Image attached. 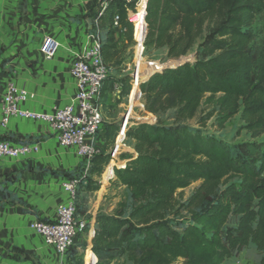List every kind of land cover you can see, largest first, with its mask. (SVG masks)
<instances>
[{
    "label": "trees",
    "instance_id": "1",
    "mask_svg": "<svg viewBox=\"0 0 264 264\" xmlns=\"http://www.w3.org/2000/svg\"><path fill=\"white\" fill-rule=\"evenodd\" d=\"M98 13L93 18L99 21L110 72L119 63L120 40L131 44L134 29L121 3L112 4L101 18ZM116 14L119 30L113 28ZM261 15L264 0H148L146 24L133 20L141 22L135 27L139 42L147 25L145 54L164 49L170 62H182L202 43L193 63L153 67L144 76L148 79L138 81L145 112L157 122H137L127 129L125 140L135 153L121 155L125 168L112 163L107 169L112 160L108 148L122 123L104 121V148L89 174L75 177L79 220H87L80 214L82 195L99 192L97 179L112 176V168L115 183L127 193L112 213L102 210L95 217L91 251L96 264L118 259L128 264H225L250 246L264 255V142L254 141L264 136V43L257 42L262 30L256 26ZM132 81L108 74L99 104L105 101L106 83L119 85L120 97L128 98ZM203 106L210 110L208 119L215 118L217 131L239 116L253 141L231 145L191 128L187 122ZM168 113L172 122L166 124L162 117ZM88 232L89 223L81 233Z\"/></svg>",
    "mask_w": 264,
    "mask_h": 264
},
{
    "label": "crops",
    "instance_id": "2",
    "mask_svg": "<svg viewBox=\"0 0 264 264\" xmlns=\"http://www.w3.org/2000/svg\"><path fill=\"white\" fill-rule=\"evenodd\" d=\"M97 9L95 0H0V116L11 83L28 92L21 108L33 113L53 114L76 100L75 54L88 43ZM53 43L58 48L47 59L45 49ZM0 141L40 144L38 154L0 159V264H95L94 203L87 236L79 233L64 260L30 229L35 221L54 222L57 208L70 203L63 185L85 168L77 146H61L44 122L15 117L7 128L0 126ZM110 177L97 180L103 184Z\"/></svg>",
    "mask_w": 264,
    "mask_h": 264
},
{
    "label": "built area",
    "instance_id": "3",
    "mask_svg": "<svg viewBox=\"0 0 264 264\" xmlns=\"http://www.w3.org/2000/svg\"><path fill=\"white\" fill-rule=\"evenodd\" d=\"M95 2L99 9V18L106 14L112 4L121 3L129 14L128 21L134 26V30L140 21L146 24L148 0H95ZM135 18H139L140 21L138 23L133 22ZM120 22L121 18L116 14L113 20V28L121 29ZM145 29L147 31V25ZM145 38L146 33L142 42L136 40L137 44L141 43L143 47ZM102 47L101 28L99 21H95V27L90 30L88 35L87 45L75 54L72 74L76 79L79 94L72 104L62 109L56 108L55 112L49 115L23 110L21 104L27 101L28 92L11 83L4 95L0 116L2 128H7L10 120L14 117L48 124L53 136L61 146H77L78 155L85 166L84 177L89 174L93 160L101 153L100 129L104 121L102 106L99 101L103 85L109 74V69L103 60ZM57 48L58 45L54 43L48 46L45 49L46 58H53ZM135 84L138 88V79ZM114 89L120 90L121 88L119 85H114ZM118 137L120 138V136ZM124 139L123 133L122 141ZM39 152V143L13 145L8 141H0V159L27 158ZM113 160L112 157L111 162H114ZM113 168L112 174L114 175ZM77 186L78 181L76 179H72L63 185L65 192L71 196V201L57 208V218L54 222L35 221L30 224V229L42 236L46 244L56 247L63 260L68 258L76 238L88 224V222L76 218Z\"/></svg>",
    "mask_w": 264,
    "mask_h": 264
},
{
    "label": "rangeland",
    "instance_id": "4",
    "mask_svg": "<svg viewBox=\"0 0 264 264\" xmlns=\"http://www.w3.org/2000/svg\"><path fill=\"white\" fill-rule=\"evenodd\" d=\"M256 26L262 30L260 37L257 42L264 43V15H261L256 20ZM134 29V26H133ZM202 43V40H199L197 46L194 48L192 53L185 57L187 62H194L196 58V52L198 50L199 45ZM137 41L135 40V30L133 35V42L129 44L126 41V38L121 39L119 43V47L121 50V55L119 59L118 65L114 66L110 69L109 74L118 78L129 76L132 78V92L128 98L120 97V90L114 89V83H106V92H105V101L103 102L102 112H103V121H107L108 123H122V133L119 136L125 135L126 129L131 128L137 125V122H147L149 124H156L157 118L151 114L145 112L143 100L139 96L138 97V88H136V93L133 94L135 82L144 81L145 74L150 71L153 67H160V65H164L167 69L168 63L170 60L167 57L166 50L160 51H150L145 54V46L141 47L140 53L137 51ZM138 77V78H137ZM210 110H207L205 106L201 107L198 115L195 119L188 121L187 124L190 125L191 128L202 130L203 132L211 135H216L224 138L229 144L235 145L242 142H251L253 139L250 134H248L245 130H242L244 127L243 121L239 116L230 120L224 130L217 131L214 126L215 118L208 119V113ZM207 119V120H205ZM172 113H168L162 117V121L166 124L171 123L172 121ZM124 131V132H123ZM100 132V136H101ZM119 138V137H118ZM116 139L115 143L110 146L108 149L110 150L117 148L116 155H112L114 158L113 167L124 168L126 165V161H123L120 157L122 154L130 153L134 154V149L129 141L125 139L122 141L121 139ZM118 140V141H117ZM121 140V141H120ZM254 141L264 142V136H261ZM104 143L101 145L104 148ZM134 151V152H133ZM109 169V167H108ZM107 171V170H106ZM103 176V175H102ZM102 178V177H101ZM99 179V178H98ZM115 176L109 178L103 184L101 182V189L99 192L94 194L82 195L83 196V210L80 212L81 216L90 217V213L95 209L91 206V203L97 205L98 211H105L107 213H112L116 208L117 204L125 199L127 193L125 188L119 186L115 183ZM106 182V183H105ZM105 185V186H103ZM195 185H193L190 189L185 191V199H187L192 189ZM84 217L85 219H88ZM88 233L85 235L87 236ZM86 248V246H85ZM263 254L257 250L255 246H250L248 249L242 251L241 253L235 255L232 259L228 260L225 264H259L261 259L263 258ZM111 264H128L123 259H118Z\"/></svg>",
    "mask_w": 264,
    "mask_h": 264
},
{
    "label": "water",
    "instance_id": "5",
    "mask_svg": "<svg viewBox=\"0 0 264 264\" xmlns=\"http://www.w3.org/2000/svg\"><path fill=\"white\" fill-rule=\"evenodd\" d=\"M146 35H147V31H146ZM179 62H180V61H177V62L172 61V62L168 63V68H167V69L171 68V67H170V66H172L171 64H176V63H177V65H176V67H177V66H180V65H183V64L187 63V60L185 59V60H183L182 62H180V63H179ZM165 69H166V68H164V70H165ZM155 73H158V72H155ZM155 73L151 74L150 77L153 76ZM148 78H149V77H148ZM148 78H146V79H148ZM146 79H145V80H146ZM145 80H144V81H145ZM137 93H138V92H137ZM138 97H139V93H138ZM97 261H98V260H97V258H96V263H97ZM96 263H95V264H96Z\"/></svg>",
    "mask_w": 264,
    "mask_h": 264
}]
</instances>
